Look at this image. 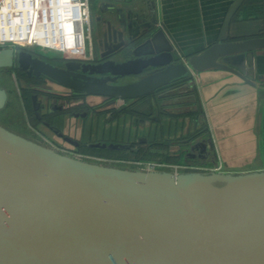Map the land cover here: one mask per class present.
Returning a JSON list of instances; mask_svg holds the SVG:
<instances>
[{
  "label": "water",
  "instance_id": "1",
  "mask_svg": "<svg viewBox=\"0 0 264 264\" xmlns=\"http://www.w3.org/2000/svg\"><path fill=\"white\" fill-rule=\"evenodd\" d=\"M121 1L129 0L103 3L120 30L97 61L58 65L27 48L3 47L0 69L16 67L125 104L210 69L255 85L247 59L264 51V36H229L246 0L230 4L215 43L199 53L190 48L183 59L167 40L160 44L165 37L153 29L155 12L141 21ZM7 99L0 87V110ZM31 102L41 119L37 94ZM88 146L131 149L120 143ZM0 264H264V171L175 175L118 168L70 157L0 125Z\"/></svg>",
  "mask_w": 264,
  "mask_h": 264
},
{
  "label": "crops",
  "instance_id": "2",
  "mask_svg": "<svg viewBox=\"0 0 264 264\" xmlns=\"http://www.w3.org/2000/svg\"><path fill=\"white\" fill-rule=\"evenodd\" d=\"M92 1H97L98 16L114 19V15L100 8L98 0ZM233 1L129 0L118 2V5L126 10L135 9L141 21L143 17L149 20L152 9L157 19L153 29L162 30L165 37L161 38L160 44L167 40L173 46L175 56L183 59L188 49L199 53L217 41ZM261 8L262 12H258ZM244 12L247 17H244ZM256 12L258 16H255ZM110 21V28L106 24L95 26L98 53L104 43L115 41L117 36L111 30H120ZM229 36L232 40L264 36V0H246L231 23ZM247 66V75L255 85L245 83L233 73L210 69L192 73L186 87L172 90L175 94L162 101L150 96L125 104L123 100L95 95L65 100L39 94L41 119L36 118L33 110L36 123L27 122L31 127L29 132L35 141L40 142L39 135H44L71 150L90 143H120L130 144L131 150L137 151L139 147L170 140L174 144L169 147V157L178 158L180 163L218 168L214 172L232 175L262 172L264 51L250 55ZM44 81L53 83L47 79ZM53 84L63 88L61 92L66 90ZM99 102L104 109L97 110L94 106ZM83 103L87 110L79 108ZM194 103L199 104L198 114L191 108ZM120 107L122 109L119 110ZM128 107L136 112L112 115L113 111ZM182 107L186 108L181 114L173 116L167 113ZM67 138L76 143L69 142Z\"/></svg>",
  "mask_w": 264,
  "mask_h": 264
},
{
  "label": "built area",
  "instance_id": "3",
  "mask_svg": "<svg viewBox=\"0 0 264 264\" xmlns=\"http://www.w3.org/2000/svg\"><path fill=\"white\" fill-rule=\"evenodd\" d=\"M91 0H0V48L21 47L47 55L48 51L64 54L65 60L93 61L90 26ZM16 38H1L7 33ZM16 34V35H17ZM40 142L70 157L108 165L132 167L141 171H215L187 163H166L126 158H104L82 154L61 147L44 135Z\"/></svg>",
  "mask_w": 264,
  "mask_h": 264
},
{
  "label": "trees",
  "instance_id": "4",
  "mask_svg": "<svg viewBox=\"0 0 264 264\" xmlns=\"http://www.w3.org/2000/svg\"><path fill=\"white\" fill-rule=\"evenodd\" d=\"M258 12H262V8ZM254 14H255V16H258V15H256L257 12ZM244 17H247V14L245 12H244ZM35 54L39 55L43 59H45L49 62H52L54 64H58V65L62 64L61 58H57V57L52 58V57H48V55H42L39 53H35ZM13 72H15V74L18 76V78L24 77L29 82L27 87L22 88V98L25 102L26 110L29 113V117L31 118L30 122L36 123V119H35V116L33 113L31 96H32V94H35L37 92L32 89L33 87H31V85L35 86L37 84L43 83L45 78L44 77L27 76L23 71H21L20 69H18L16 67H14ZM190 80H191V75L189 77L179 81V82H176V83L168 86V87L158 89L155 92H152L146 96H143L140 99H142V98L144 99L146 97L153 96L154 98L158 97V100L162 101L166 97L159 98V94H161L165 91H168V90H170V91H172V90L177 91L178 90L179 91L182 88L186 87ZM75 93H76V95H74L70 98L78 99V98H80V95L84 96V94H82L80 92L74 91V94ZM192 96H194V95H192ZM80 107H83L84 110L88 109V107L86 108L84 103L82 105H80L79 108ZM182 108L183 109H180V110L167 111V113H169L170 115L176 116L178 114H181V112L183 110H185L186 107H182ZM191 108L193 110H195V112L197 114L200 112L199 104H195V106H193ZM119 112L134 113L136 111H135V109L128 107V108L123 109L122 111L115 110V111H113L112 115L117 116L119 114ZM172 144H174L173 141L164 140V141L154 142V143H151L149 145L139 147V149L137 151H132L131 149L109 150L106 148H95V147H88V146L79 147L77 149H74V151L82 153V154H87V155H92V156H97V157H104V158H126V159L143 160V161L149 160V161H159V162H166V163H180V160H178V158H170L169 157V151L168 150Z\"/></svg>",
  "mask_w": 264,
  "mask_h": 264
},
{
  "label": "rangeland",
  "instance_id": "5",
  "mask_svg": "<svg viewBox=\"0 0 264 264\" xmlns=\"http://www.w3.org/2000/svg\"><path fill=\"white\" fill-rule=\"evenodd\" d=\"M98 16V5L97 1L90 2V28H91V35H92V42H93V53H94V59L98 58V52H96L97 47H99L98 43L96 42V32H95V17ZM17 33H10L9 32L6 35H2L1 38H7L9 41L13 40L11 37L16 38L19 36ZM48 57H57V58H63L65 57L64 54L57 53L55 51H48L47 52ZM11 69V70H10ZM14 68H5L0 69V87L5 89L8 94V99L6 102V105L0 110V125L4 126L5 128L25 137L28 139L34 140L33 135L31 132H29V127L27 122L31 120L29 117V113L26 110L25 102L22 98V88L27 87L29 82L24 78L20 77L13 72ZM43 89L47 90L48 93L60 95L58 93H61L62 89L61 87L49 83L46 84L45 81L43 83L37 84V85H31V87H42ZM33 89V88H32ZM35 91V89H33ZM43 93L47 92H41L40 96L44 97ZM62 96V95H60ZM63 98V96L61 97ZM91 99V98H89ZM99 104V105H98ZM98 104H94L96 106L97 110L104 109L103 105L99 102ZM101 104V105H100ZM83 108V107H80ZM31 128V127H30ZM26 131V132H25ZM34 135L35 132L33 131ZM36 136V135H35ZM118 168H127V169H134L132 167H125V166H119L115 165Z\"/></svg>",
  "mask_w": 264,
  "mask_h": 264
},
{
  "label": "flooded vegetation",
  "instance_id": "6",
  "mask_svg": "<svg viewBox=\"0 0 264 264\" xmlns=\"http://www.w3.org/2000/svg\"><path fill=\"white\" fill-rule=\"evenodd\" d=\"M99 1V3H100V7H102L103 9V11L105 10V11H107V12H109L108 10H107V6L106 5H103V3H105V2H108L109 0H98ZM153 11H152V9H151V12H150V15H149V20L150 19H152V17H153ZM95 24H96V26H100L101 24H106L107 25V27L108 28H110V25L108 24V19L107 18H103L102 16H97V17H95ZM112 29V28H111ZM111 32H113L114 34L117 32L116 30L115 31H112L111 30ZM111 32H109V33H111ZM112 35V34H111ZM109 36V35H108ZM110 45V42L109 43H104L103 44V49L102 50H104L105 48H107V46H109ZM101 50V51H102ZM98 55H99V53H98ZM98 60V58H96V59H94L93 61H97ZM33 89H35V91L37 92V93H35V94H37V95H39L42 91L43 92H47V93H43V94H45L46 95V97H50V98H59V99H65V100H68L70 97H72V96H74V95H76V93L74 94V91H71V90H64L63 92H61V93H58V94H60V95H62L63 96V98H61L62 96H60V95H55V94H51V93H48V91L47 90H44L43 89V85H42V87H33ZM80 97H85V95L84 96H81L80 95ZM170 97V96H169ZM175 99V98H174ZM161 104H162V102H161ZM43 107V106H42ZM40 111H41V107H40Z\"/></svg>",
  "mask_w": 264,
  "mask_h": 264
}]
</instances>
